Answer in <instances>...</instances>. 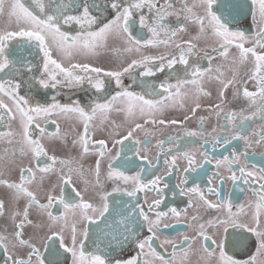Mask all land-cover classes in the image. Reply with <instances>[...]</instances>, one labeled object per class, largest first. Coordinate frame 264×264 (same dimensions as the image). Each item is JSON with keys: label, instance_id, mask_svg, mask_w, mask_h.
<instances>
[{"label": "snow or ice", "instance_id": "6c2138e0", "mask_svg": "<svg viewBox=\"0 0 264 264\" xmlns=\"http://www.w3.org/2000/svg\"><path fill=\"white\" fill-rule=\"evenodd\" d=\"M5 2L0 0V16L4 14ZM32 4L39 9L38 13L24 0H11L7 16L9 26L14 23L15 30L0 31V73L5 77L0 78V122L7 125V130L0 131V142L7 145L0 155V188L6 190V195L0 196V218H6L12 226L11 231L7 226L0 230V253L4 264H156L157 261L159 264H191L192 256L197 258L195 264H264V167L259 172L247 170V161L241 163V157L246 156V152L233 150L231 156L216 159V167H226L230 175L225 177L217 172L215 176L219 180L209 176L206 190L196 183L185 188L188 182L186 173L196 172L205 163H212L213 158L205 148L199 152L203 157L199 164L195 151H177V155L169 160L167 155L177 150L180 136L157 139V157L161 152L166 157L164 162L168 171L165 175L178 170V157L188 163L176 186L180 189V195L189 198L188 204L184 209L169 207L166 212L158 210L164 201V189L159 187L162 176L154 175L145 182L143 163L139 171L132 175L123 170L135 165L133 156L142 162L148 161V171L156 167L146 155L148 147H139L144 139L157 135L148 128L149 124L156 127L178 126L184 136L200 137L204 142L211 138L214 146L223 147L235 139L243 140L246 147L253 143L264 144V124L254 133L258 137L254 141L242 131L246 121H264V0H250L252 18L258 27L250 35L232 29L234 12L242 6L230 4L228 0H105L103 7L95 0H67L57 3L55 7H52V0L49 3L32 0ZM109 9L114 15L102 23V14ZM94 10L97 15H93ZM172 17L176 18L175 24L170 22ZM137 23L139 27L134 35L133 26ZM62 25H76L78 29L72 34L62 30ZM189 26L194 27V34L182 39L181 34H187ZM143 29L147 30V39L142 34ZM109 38L122 40L126 45L123 52L136 53L138 58L131 59L126 67L119 70H105L90 63H69L65 66L52 56L53 47L66 59L74 55H95ZM202 39L214 42L210 49L198 47L197 42ZM23 42L39 49L42 67L34 68L31 60L22 52L17 53L16 45ZM161 45L174 51L160 55H145L142 52V49ZM216 57L223 62L213 66L212 61ZM201 61H206L207 67H203ZM241 67L246 69L243 74ZM136 68H143L141 77H152L157 72L169 70V76L158 86H150L149 92V95H160L158 87L166 95H161L159 100L148 99L144 94L125 87L122 77ZM181 71L183 76L179 75ZM173 73L177 74L175 83L170 82ZM105 78H109V83L114 81L117 90L111 96L101 98L99 94L106 91ZM212 81L220 86L218 102L209 105L206 110L215 115L217 125L211 132L205 133L203 126L207 118L200 116L199 130L184 128L185 123L195 118L201 108L200 98L211 96L205 83ZM85 82L96 94L86 105L78 99L61 103L56 96L51 97V103L33 104L30 95H21L22 88L29 93L37 86L42 89L63 87L71 90L81 88ZM249 84L252 85L251 90ZM229 88L234 89L233 99L242 97L247 102V114L244 109L226 110V90ZM186 98L193 100V106L183 120L154 118L168 107L178 105L184 108ZM111 111L123 112L129 127L121 135L112 130L119 127L113 121L107 138L95 139L96 121L103 125ZM51 116L75 120L82 125L72 145L79 147L81 158L95 155L94 168L73 167L72 158L49 153L45 140L62 141L66 146L68 135L61 134L57 121L48 119ZM137 116L148 118L143 123H137ZM14 120L19 121L18 130L11 129L9 122ZM41 120L45 126L41 125ZM49 123L56 125L54 132L48 131L46 125ZM139 131L144 132L143 139L135 135ZM126 142H131V146ZM165 143L169 144L168 148L164 147ZM105 159L107 172L103 173L101 165ZM6 167L9 173H16L15 179L6 178ZM252 167L255 169V165ZM87 172L94 176V183L84 178ZM73 176L86 185L84 191H87L89 184L94 188L99 187L100 191L95 195L102 202V207L84 199L74 185ZM226 179L231 180L233 185L243 181L255 199L236 205L234 211L229 195L221 191V183ZM105 181L117 185L113 188L114 192L126 191V188L119 186L122 183L132 187V191L127 192L130 197H135L137 192L149 191L159 198L151 203L145 200L147 211L141 205H135L133 211L118 220L116 228L106 235L105 248L96 243L89 250V223L100 220L109 210L108 197L111 193L103 190ZM206 192L214 195L215 201L209 200ZM228 192H231L230 188ZM41 193L44 202L39 198ZM193 198L199 203L194 204ZM200 206L215 210L219 215L207 221L200 215H187L188 208ZM89 212L98 214L94 217ZM169 213L177 223L184 222L181 219L183 214L191 234L179 233L178 240H161L158 235L161 229L172 227L164 223ZM144 226L148 234L141 238L136 228ZM229 228L240 229L241 235L229 240ZM29 229L30 232L27 231ZM245 232L255 236L256 248L247 259H236L228 254L227 248L230 244H243ZM154 241H160L165 252H168L166 246H171L167 256L157 251ZM128 245H134V255L129 258L113 255Z\"/></svg>", "mask_w": 264, "mask_h": 264}, {"label": "flooded vegetation", "instance_id": "af4514ba", "mask_svg": "<svg viewBox=\"0 0 264 264\" xmlns=\"http://www.w3.org/2000/svg\"><path fill=\"white\" fill-rule=\"evenodd\" d=\"M11 0H6L4 14L0 16V31L2 30H15L14 23L9 26L7 12L9 10ZM45 3H49L50 0H44ZM67 2V0H52V7H55L57 3ZM75 2V0H74ZM101 7H103L105 0H95ZM162 2V0H161ZM230 4H238L242 7L234 12L235 19L231 23V27L233 30H242L247 34H251L254 31L258 30L257 25L254 23L252 18L251 12V5L250 0H228ZM24 3L29 6L33 11L39 12V9L32 4V0H24ZM178 6V5H177ZM147 11L146 9L144 10ZM93 15H97V12L94 10ZM114 13L109 9L107 12L102 14L101 22L106 23L107 20L112 19ZM138 22V16L136 17ZM175 17L170 18V22L175 24ZM62 30L69 31L72 34L78 29L76 25H62ZM138 23L133 26V34H136L135 29L138 28ZM144 38L147 39V30H141ZM195 29L193 26H189V32L187 34H181L182 39H188L192 34H194ZM20 41H25L26 38H17ZM198 47L200 48H208L210 49L213 45V41L211 40H200L197 42ZM248 46H251L250 44ZM126 45L120 39H113L109 38L103 48H100L95 55L91 56H83V55H74L70 59L64 58L62 53L58 52L55 47L52 48V56L54 59L60 60L65 66H68L69 63H90L95 67H101L105 70H119L123 67H126L127 64L133 58H138V54L132 53L128 54L123 52V49ZM16 51L19 54L20 52L23 53L29 60H31L34 68L42 67L43 60H42V53L39 52V49L36 47H29L26 42L16 45ZM174 49L165 48L161 45L158 48H145L142 49L143 54L145 55H160L166 52H172ZM223 61L221 58L216 57L212 63L213 66L222 63ZM203 67H207L206 61L200 62ZM143 71V68H136L133 70L131 74H125L122 77V83L125 87H128L130 91L139 92L146 96L148 99H156L159 100L161 95H166L159 90L157 87V91L160 92V95H149L150 86H158L160 82H162L166 77L169 76V70H165L164 72H157L152 77H141L140 72ZM246 71L244 67L240 68L241 74ZM39 75V72L36 73ZM180 76H183L182 71L179 73ZM231 75V73H228ZM177 74L173 73L172 77L170 78L171 83H175ZM0 78H5L3 73H0ZM109 78H105L106 81V91L99 94L101 98L106 96H111L117 90L115 82L112 81L111 83L108 82ZM219 84L215 81L206 82L205 88L211 93L210 97H201L200 104L201 108L197 111L195 118L188 120L184 128L191 129V130H199L198 128V119L200 116H204L207 119L204 121L203 131L205 133H209L212 131L213 127L217 125V119L214 114H210L206 109L209 105H213L218 102L217 92L219 88ZM250 90L252 89V85L249 84ZM174 91V90H173ZM233 92L234 89L229 88L226 90V110L228 109H235L236 111H240L241 109L245 110V114L248 112V105L247 102L242 98L233 99ZM21 95H30L33 104L40 103L46 104L51 103V97L56 96L59 102L61 103H70L73 99H78L81 101L82 104L86 105L90 99L95 98L94 90L90 89L87 82L79 89H67L60 87L58 89H42L37 86L36 88L31 89L30 93L27 91L26 88H22ZM5 102H8L5 99ZM193 106V100L191 98H186L184 100V108H180L178 105L173 107H168L164 110L162 114H157L154 118L156 119H163L165 121L176 119V120H183L185 115L190 114V109ZM148 117H139L137 116L136 122L143 123L144 119ZM49 120H56L57 124L59 125L60 132L63 135L67 133V145L62 141H55L50 142L45 140L44 143L49 150L50 154H55L62 158H72L73 159V167H82L83 169H92L95 165V155H85L82 158L79 155L80 149L79 147H73L72 140L76 138L79 132L82 130V125L75 120H67L63 117L51 116L48 118ZM7 120V117H5ZM115 122L118 125V128L112 129V122ZM42 126L44 125V121H39ZM11 125V129L18 130L19 128V121L14 120L9 122ZM98 127L95 131L94 138L95 139H102L107 138L108 131L110 129L114 131H118L121 135L126 132V129L129 127V122H126L125 114L123 112H116L111 111L108 113V120L103 124L99 125V121H96ZM264 124V121L255 120V121H246L245 127L242 129L243 134L247 135L250 140H255L258 137L254 135L255 132L259 131L261 125ZM48 131H55L56 125L48 124L46 125ZM148 128L151 131L157 133L156 136H149L143 140V143L139 146L143 149L145 146L148 147V152L146 155L151 163L155 164L156 167L148 171V161H140L138 157H134L132 153H128L129 156H133L135 160V165L130 167H124L123 170L126 171L127 174L132 175L136 171H139V166L141 163L144 164L146 171L142 174L143 179L145 182L153 178L154 175H159L163 177V180L159 187L164 189V201L159 207V211H167L169 207H177L178 209H184L188 204V197L180 195V189L177 188V184L180 183L181 173L183 169L188 166L187 160L182 158L177 159L178 170L172 172L171 175H165L168 171V166L165 164V155L163 152L157 157V147L156 141L157 139H164L165 137L169 136H180V140L178 143L177 150H174L167 155V159H171V156L177 155V151L184 152L188 151L192 153L195 151L196 153V162H199L203 159L202 156L199 155V152L205 150L208 151L209 156L213 158L212 163H205L204 166L198 167L196 172L189 171L186 173L188 177V182L185 185V188L191 187L194 183L199 184L202 189H207L208 187V177L214 176L216 180H219L218 176H215V173L219 172L221 175L227 177L230 175L226 167L217 168L215 165L216 159H223L225 155L231 156L233 150L237 151L238 153L246 152V156L241 157V163L247 161V170L249 171H256L259 172L261 167H264V144H255L253 143L250 147H246L243 140L235 139L231 140V143L228 145H224L221 147L220 145H213L212 139L208 138L206 142L202 141L200 137H187L183 135V130L178 126H160L156 127L154 125L149 124ZM102 129V130H101ZM7 130V125L3 122H0V131ZM136 136L144 138V132L139 131L135 133ZM215 136V133H213ZM118 138V137H117ZM223 135L221 134V144H223ZM128 146H131V142H126ZM203 143V147H201ZM7 145L3 142H0V155L4 153V149ZM109 147H111V142L109 141ZM165 148L169 147L168 143H165ZM142 154H144L142 152ZM20 159V157H17ZM253 165H255V169H253ZM235 167V166H233ZM102 172H107V159L101 165ZM239 175V172H237ZM6 178L15 179L16 173L12 172L9 173L5 171ZM85 179L92 181L94 183V176L91 172H87L85 174ZM103 180V176H102ZM73 181L75 187L81 191L84 199L93 203L97 207H102V202L96 197L95 193L100 191L99 187H93L92 184L87 185V191H84L86 185L83 183L81 179L76 176H73ZM167 185L165 188L164 185ZM117 185H114L111 181L104 182V191L111 193L108 197V204L109 210L100 220H96L94 223H89V240L87 241V247L91 250L96 243H99L101 248H105L107 245V239L105 238L108 233L116 228V222L120 220L122 217L127 216L129 213L133 211L135 205H141L147 211V204L151 203L153 199H158L154 192H137L135 197H130L127 195V192L132 191L131 186L123 185L122 183L119 185L122 189L126 188V191H113V188ZM215 186V185H213ZM258 186V185H257ZM248 185H245L243 181H239L236 185H233L231 180H224L221 183V191L223 194L229 195L231 202L234 206L233 210L235 211V206L241 203H245L248 200H254L255 197L252 195L251 191L248 190ZM231 189V192H228V189ZM243 189V191H241ZM59 190L57 189V194ZM175 192V195L173 193ZM6 195V190L0 188V196ZM207 198L209 200L215 201L216 197L214 195H208L206 192ZM42 202L43 193L40 194ZM193 203L198 204V200L193 198ZM62 211V209H60ZM139 209L136 210L138 214ZM90 215L95 217L96 214L89 212ZM188 216L192 215H200L204 221L208 219H213L219 213L212 209H205L203 206L200 207H193L188 208L187 211ZM152 218H155L154 214L150 213ZM181 219L184 221L182 223H177L176 219L172 217L171 213H169L168 217L164 220V223L171 224V228H162L161 232L158 233L160 239L163 240L164 238L168 239H179V233L191 234L190 229L186 227L187 221L184 220V216L182 214ZM243 219V218H242ZM7 226L8 231L12 230L11 222L6 218H0V230ZM82 229V224H81ZM30 232V229L27 230ZM136 231L140 233V237L143 238L146 236L147 228L144 227H137ZM27 234V233H26ZM241 230L240 229H232L229 228L228 230V239L232 240L234 237L240 236ZM243 240L244 243L239 246L229 245L227 248V252L229 255H232L236 259L244 260L251 256L256 248V238L248 233H243ZM154 247H156L157 251L161 252V254L167 256L168 252L171 251V246H166L168 252H165L164 248L160 246V241H154ZM134 245H128L123 251L114 253V256H122L123 258H129V256L134 255L135 251H133ZM196 257H191V264H195ZM0 264H4L2 253H0ZM156 264H159L157 261Z\"/></svg>", "mask_w": 264, "mask_h": 264}]
</instances>
